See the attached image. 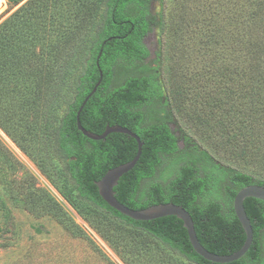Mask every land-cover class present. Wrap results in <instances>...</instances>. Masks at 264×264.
<instances>
[{
    "label": "trees",
    "instance_id": "obj_1",
    "mask_svg": "<svg viewBox=\"0 0 264 264\" xmlns=\"http://www.w3.org/2000/svg\"><path fill=\"white\" fill-rule=\"evenodd\" d=\"M11 1L16 5L22 0ZM48 1L52 5L60 2ZM148 3L149 0H88L80 10L89 17L84 35L61 63L54 62L45 72L42 67L33 69L32 76L25 73V67L28 60L39 56L36 45L45 39V30L42 27L43 35L40 34V24L35 29L37 14L22 7L0 28V127L13 135V112L21 109L26 99L34 118L41 122L42 132L54 142L59 158L70 163L69 168L56 174L62 180L59 193L111 244L122 242L127 249L133 241L145 249L165 248L175 253V257L164 258L166 264H215L194 251L184 223L178 218L138 222L109 207L96 183L109 170L132 161L138 145L122 134L112 135L107 141H93L77 127L81 106L101 82L82 110V126L95 134H101L109 124L129 127L146 143L137 166L115 188L117 199L134 210L168 203L182 206L191 214L201 244L213 254L231 255L244 246L246 234L236 216L234 201L242 189L250 185L264 187V181L216 163L202 166L195 154L185 158L170 119L160 114L165 108L163 103L169 105L180 92L166 99L159 70L146 65L150 52L144 41L154 27L164 31L165 24L164 7L159 15H153ZM18 16L21 17L14 21ZM15 28L21 31L20 36L15 35ZM163 59L170 60L169 53ZM131 68L142 72L128 75L117 84L120 71ZM31 87V93L25 95L23 91ZM175 104L179 111L181 105ZM51 106L54 108L46 117ZM144 108L152 111L151 123ZM72 157H78V162H72ZM0 164H18L1 142ZM145 180L154 181L148 198L140 196ZM21 198L30 212L37 211L35 205L41 197L34 190L22 193ZM245 208L254 228V243L244 258L230 264H264V202L249 198ZM4 232L0 229V233ZM1 247L8 248L9 243Z\"/></svg>",
    "mask_w": 264,
    "mask_h": 264
},
{
    "label": "rangeland",
    "instance_id": "obj_2",
    "mask_svg": "<svg viewBox=\"0 0 264 264\" xmlns=\"http://www.w3.org/2000/svg\"><path fill=\"white\" fill-rule=\"evenodd\" d=\"M87 1L0 0V28L24 7L37 14L35 29L40 24V34L45 30L39 56L28 60L25 73L64 60L89 25L80 13ZM162 6L164 31L154 27L146 37V65L159 70L166 99L180 92L160 114L170 119L185 158L195 154L202 166L216 163L264 181V0H155L152 13L159 15ZM167 53L170 60L163 59ZM140 72L122 69L117 84ZM24 101L13 112V135L0 127V142L18 161L15 167L0 164V229L6 230L0 246L9 243L0 248V264H166L164 258L175 257L133 241L127 249L113 245L78 214L59 193L56 174L64 164L54 142ZM32 190L41 197L35 213L21 198Z\"/></svg>",
    "mask_w": 264,
    "mask_h": 264
},
{
    "label": "water",
    "instance_id": "obj_3",
    "mask_svg": "<svg viewBox=\"0 0 264 264\" xmlns=\"http://www.w3.org/2000/svg\"><path fill=\"white\" fill-rule=\"evenodd\" d=\"M100 57L101 54L99 56V59ZM98 66H100L99 61ZM101 76L103 77L102 72ZM100 85L101 82L97 84L93 92L86 98L83 105L81 106L77 115L78 129L84 134L85 137L93 141H102L106 139L110 134H124L132 137L138 142V153L132 161L109 170L107 174L102 178V180L96 183L101 198L109 205V207L134 221L149 222L166 217L178 218L184 223V227L188 232L189 240L194 251L206 261L215 264H230L244 258L250 251L254 243V228L252 225V221L247 214L245 208V201L249 198H254L264 202V187L260 185L247 186L242 189L235 198L234 209L236 216L245 231L246 242L238 252L231 255H216L208 251L201 244L198 238L195 228V222L191 214L182 206L175 205L173 203H168L151 206L143 210H134L127 207L117 199L115 188L119 185V182L122 177L131 172L139 163L142 157L143 143L136 134H134L129 129H125L121 126L107 127L106 131L102 135L91 133L82 126L80 121L82 110L85 108L92 96L97 92Z\"/></svg>",
    "mask_w": 264,
    "mask_h": 264
},
{
    "label": "flooded vegetation",
    "instance_id": "obj_4",
    "mask_svg": "<svg viewBox=\"0 0 264 264\" xmlns=\"http://www.w3.org/2000/svg\"><path fill=\"white\" fill-rule=\"evenodd\" d=\"M154 1L155 0H149V3H148V8H149V11H150V13L151 14H153L152 13V11H151V8H153V3H154ZM157 1H159V0H157ZM159 4V3H158ZM160 12H161V9H160ZM153 15H155V14H153ZM144 111L145 112H147L148 113V119H149V122L151 123L152 121H151V112H150V109L149 108H144ZM114 126H121V125H108L107 127H114ZM78 127V126H77ZM107 127L105 128V130L101 133V134H98V135H102L105 131H106V129H107ZM121 127H123V128H125V129H129L130 131H132L134 134H136L140 139H141V141H142V143H143V150H144V147H145V145H146V143H145V141H143V138L137 133V132H135V131H133V130H131L129 127H124V126H121ZM79 130V129H78ZM88 131V130H87ZM79 132L84 136V134L79 130ZM90 132V131H89ZM92 133V132H91ZM95 134V133H94ZM112 135H115V134H110L106 139H104V140H108V138H110ZM122 135H124V134H122ZM126 136H128V135H126ZM130 137V136H129ZM137 145H138V142L135 140V139H133L132 137H130ZM98 142V141H97ZM84 148V147H83ZM90 148L91 149H93L94 148V146L93 145H90ZM157 157V155H155L154 156V159H155V161L154 162H156V158ZM71 160H72V162H78V157H72L71 158ZM62 161V163L64 164L63 165V168H69L70 167V163H69V165L62 159L61 160ZM158 167L155 165V169H157ZM158 174L159 173H157V176H158ZM155 180H156V178H155ZM154 183V181H152V180H145L143 183H142V185H141V194H140V196L142 197V198H148L147 196H148V192H149V186L151 185V184H153ZM145 196V197H144Z\"/></svg>",
    "mask_w": 264,
    "mask_h": 264
}]
</instances>
